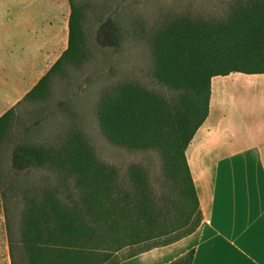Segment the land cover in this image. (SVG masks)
<instances>
[{"label":"rangeland","instance_id":"1","mask_svg":"<svg viewBox=\"0 0 264 264\" xmlns=\"http://www.w3.org/2000/svg\"><path fill=\"white\" fill-rule=\"evenodd\" d=\"M51 1L58 3L63 16L59 31L63 40L69 36L71 3L64 0L62 7V0H49V10L55 9ZM256 2L264 0H74L82 15L80 58L51 76L42 96L24 100L27 93L3 110L4 114L12 111L0 138L2 180L12 178V154L22 136L26 144L45 149L50 159L45 167L33 168L0 195V264H34L26 242L27 221L29 215L46 209L51 214L45 224L36 214L42 230L57 234L53 207L91 226L100 242L95 251L105 256L104 264L190 231L192 224L184 225V220L194 207L169 152L158 146H128L108 136L99 115L102 101L114 88L125 85L141 89L173 109L182 107L190 94L170 88L157 77L160 43L177 31L229 24ZM109 18L123 42L120 54L101 48L95 41L99 27ZM23 131H27L26 137L20 135ZM78 146L89 151L98 170L113 177V195L119 204L136 212L141 202H146L167 236L118 251L120 243L109 241L95 227L86 191L73 169V151Z\"/></svg>","mask_w":264,"mask_h":264},{"label":"trees","instance_id":"2","mask_svg":"<svg viewBox=\"0 0 264 264\" xmlns=\"http://www.w3.org/2000/svg\"><path fill=\"white\" fill-rule=\"evenodd\" d=\"M69 1L72 11L68 48L24 100L42 96L50 77L64 64L77 62L82 54V15L74 0ZM95 41L101 48L115 54L123 51V42L111 18L99 27ZM158 56L159 80L176 91L189 93L190 99L182 107L173 109L165 101L141 89L123 85L104 96L99 115L112 139L128 146L163 147L169 152L174 171L184 180L185 193L194 207L184 220V225L192 224V228L180 237L155 244L113 264H121L141 253L173 244L195 233L202 225L203 212L186 151L209 117L214 77L232 73L264 74V3L252 4L229 24L171 33L160 43ZM11 111L0 118V138ZM26 133L23 131L20 135L25 134L26 137ZM49 159L45 149L26 144V138L20 137L12 154V178L3 181L0 176V195L4 196L7 188L33 168L45 167ZM73 169L78 174L79 185L86 191L95 227L109 241L120 243L118 251L167 236V230L151 216L146 202L142 201L136 212L119 204L113 195V177L95 167L86 148L78 146L74 149ZM52 211L56 217L57 234L43 232L36 216L39 213L45 224L50 211L43 209L29 215L26 242L33 263L104 264L105 256L95 251L100 242L91 226L68 212H59L54 207ZM47 229L50 232V228Z\"/></svg>","mask_w":264,"mask_h":264},{"label":"crops","instance_id":"3","mask_svg":"<svg viewBox=\"0 0 264 264\" xmlns=\"http://www.w3.org/2000/svg\"><path fill=\"white\" fill-rule=\"evenodd\" d=\"M52 2L0 0V118L68 48ZM186 157L202 225L121 264H264V74L213 78L209 117Z\"/></svg>","mask_w":264,"mask_h":264}]
</instances>
